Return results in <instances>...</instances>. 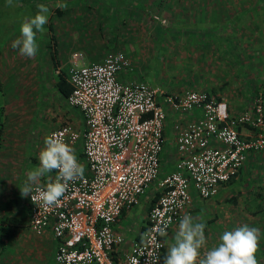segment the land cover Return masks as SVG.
Masks as SVG:
<instances>
[{
  "label": "built area",
  "instance_id": "obj_1",
  "mask_svg": "<svg viewBox=\"0 0 264 264\" xmlns=\"http://www.w3.org/2000/svg\"><path fill=\"white\" fill-rule=\"evenodd\" d=\"M128 68L120 50L96 60L73 52L64 66L70 85L65 101L79 110L83 122L78 129L61 121L47 136H62L85 172L69 183L55 205L35 204L27 196L29 229L36 235L50 230L56 239L55 264H148L149 257L160 261V230L167 232L178 220L191 202V190L199 198L211 197L249 154L258 153L264 162L260 90L244 109L231 113L224 100L206 90L172 93L134 77L121 78ZM173 112L189 116L173 123L177 156L172 168L159 175L163 123ZM56 175L48 173L41 183ZM262 178L264 184V165ZM153 182L158 198L138 239L123 249L114 220L137 204Z\"/></svg>",
  "mask_w": 264,
  "mask_h": 264
},
{
  "label": "rangeland",
  "instance_id": "obj_2",
  "mask_svg": "<svg viewBox=\"0 0 264 264\" xmlns=\"http://www.w3.org/2000/svg\"><path fill=\"white\" fill-rule=\"evenodd\" d=\"M35 1L13 0L9 6L7 0H0V181L7 183L9 195L21 194L19 187L25 184L27 172L39 166L30 159L39 160L49 130L64 120L75 126L77 110L54 85V68H64L73 52L98 59L120 50L129 66L122 74L172 93L206 90L224 100L231 113L247 106L255 93L253 87H261L264 93L263 0H122L119 11L113 9L114 0L109 3L111 10L103 1L81 0L71 5L61 0ZM41 3L49 8L48 22L37 33L36 55L25 57L12 48V42L20 35L23 19L34 16ZM55 8L63 12L55 14ZM52 39L58 48L54 64L49 53ZM98 51L96 56L84 53ZM0 187L4 190V185ZM3 190L0 216L10 206ZM155 190L153 182L142 202H148ZM201 199L205 202L211 197ZM206 210L192 214L200 218L195 222L211 223ZM131 225L117 233L132 237ZM14 234L0 233V244L7 237L16 243ZM20 235L18 256H25L23 262L29 259L26 264H41L42 251L34 247V239L26 232ZM32 235L38 240L39 235ZM12 244L7 250H12ZM28 248L29 257L25 255ZM45 252L42 262L48 263V248Z\"/></svg>",
  "mask_w": 264,
  "mask_h": 264
},
{
  "label": "crops",
  "instance_id": "obj_3",
  "mask_svg": "<svg viewBox=\"0 0 264 264\" xmlns=\"http://www.w3.org/2000/svg\"><path fill=\"white\" fill-rule=\"evenodd\" d=\"M53 40L54 39H52L53 46L51 47V51L49 53L51 54V57H53L52 63L54 64L55 58H57L56 56L58 54V48L55 45L56 42H54ZM84 53L93 56L100 54L99 51L93 54L90 52ZM100 57H98V59ZM120 77L123 79H125L126 77L129 78V76H127L126 74H120ZM260 89L262 91L261 87H253V90H255V92L256 90ZM77 114V117L72 116V122H74L76 128L81 129V125L83 122L82 115L79 110H77ZM187 116L189 115L187 114L183 117L188 118ZM72 117H70V120H72ZM178 119H182V116H178L175 112L167 113L165 117L162 128V149L159 154V175L169 171L172 168L173 163L176 159L177 151L175 149L173 141L174 131L172 125ZM35 158L36 157L30 159V162L32 164H37V161L39 163V160ZM263 165V159L260 158L258 153L249 154L245 162L236 170L235 174L228 181L221 183L218 187L216 194L211 196V199L208 201H200L202 199L197 197L194 194L193 190H191L190 204L183 210L178 220L175 221L169 227L166 232V235L163 236V247L165 253H167L170 243L173 242V237L176 231L178 230L179 221L184 215L187 214L192 216L195 222L196 220H200L198 216L195 217L194 215H192L195 211H205L209 207H215L214 209L216 211H210L209 209L206 210V213L209 217L208 219L211 223L206 224L205 236L207 243L205 247L201 249V256L203 255L204 251H207L208 249L219 243V238L225 231H233L238 227L248 225L250 227H255L260 230L259 248L256 253V259L258 260V264H264V184L262 178ZM46 176L41 180V182L46 179ZM0 184L4 185V190L0 187V191L3 190V193L6 195V200L9 199V201L6 202L10 204V206H8L9 209L7 213L23 218H25V216L23 215L25 213L27 218V196L22 197L21 194H18L17 192V195H9L7 192V183H5L4 181H0ZM144 193L140 196V199L137 204L130 208L123 209V212L119 213L112 225L115 232L123 233L125 225L132 223V225L130 226L133 229L132 237H126V235L123 234L124 238L120 244V247L123 246V249H128L131 245V242L137 240L142 230L144 229L146 213L148 211L147 206L149 204V200L146 203L142 202V198L145 197ZM229 202L231 203L230 205H228ZM2 206H4L3 202L0 207ZM0 228L1 234L5 230H7V232H15L14 236L17 238L16 243H14V238L11 240V242L9 241L8 237L6 239L3 238V243L0 244V264H14L15 262L17 264H26L30 262L29 259L26 262H23L24 260H26L23 259L25 258V256H23V258H20L21 254L20 257L18 256V251L21 250L22 243V241H20V238L22 239L20 232H26V235L28 237L33 238V243L35 244L34 247L36 248L37 245L39 252L42 251V259L40 261L41 264H54L52 254L53 247H55L56 245V239L52 236L49 229L45 230L42 234H40L38 240H36L35 237L32 235L33 232L29 229L28 223H26L22 227L0 224ZM9 244H12L11 251L7 250V245ZM22 246L27 247L26 245ZM47 248L48 252H50V254L48 253L50 261L48 263H45L42 262V260L45 258L43 256H45V254L47 253L45 252ZM28 250L29 251L25 255L30 254V248H28ZM27 257H29V255ZM34 263L35 262L33 261L32 264Z\"/></svg>",
  "mask_w": 264,
  "mask_h": 264
},
{
  "label": "clouds",
  "instance_id": "obj_4",
  "mask_svg": "<svg viewBox=\"0 0 264 264\" xmlns=\"http://www.w3.org/2000/svg\"><path fill=\"white\" fill-rule=\"evenodd\" d=\"M13 6V0H7ZM63 7V5H60ZM34 16L26 17L20 24V35L12 42V48L18 49L25 57H34L38 51L37 33L44 31L48 22L49 8L41 3ZM55 171L53 179L46 183L41 180L46 174ZM85 168L78 162L73 148L62 136L52 133L44 140V147L39 152V166L27 172V180L20 188L21 196H31L33 203L52 206L59 202L69 187V183L83 177ZM35 194H32V193ZM206 223L194 222L190 215H184L178 224L173 242L163 259V264H258L256 253L259 248L260 230L243 225L233 231H225L219 243L203 252L207 243ZM160 235H166L161 229ZM150 233H145L148 236ZM143 238V237H142ZM138 264V262H137ZM148 264H159V259L149 257Z\"/></svg>",
  "mask_w": 264,
  "mask_h": 264
},
{
  "label": "trees",
  "instance_id": "obj_5",
  "mask_svg": "<svg viewBox=\"0 0 264 264\" xmlns=\"http://www.w3.org/2000/svg\"><path fill=\"white\" fill-rule=\"evenodd\" d=\"M37 1V0H36ZM35 1V2H36ZM64 3H69L71 5V3H73L74 1L77 2H81V0H61ZM93 1H103L105 2L106 6L108 5L107 9L111 10L112 6H109V3L112 2V0H93ZM117 4L115 6V8L113 9H117V11H119V7L121 5V1L122 0H114ZM264 1V0H263ZM262 1V2H263ZM40 2H48V0H40ZM37 3V2H36ZM103 7V6H102ZM134 8H132L133 10ZM69 10V9H68ZM63 11L61 9L55 8V14H61ZM141 12V9H140ZM102 30V29H101ZM206 32V31H205ZM53 58V57H52ZM54 85L56 87V90L61 94L62 97H65L68 92L70 91V85L67 82V80L64 78V68L60 69H56L54 68ZM0 130H1V126H0ZM148 190V189H147ZM146 190V191H147ZM145 191V192H146ZM159 190L156 189L152 195L149 198V204L147 206V210L154 204V202L157 200L158 195H159ZM123 212V210L121 211ZM120 212V213H121ZM27 223L26 219L23 217H18L15 216L13 214H4L2 216H0V224H4V225H10V226H24ZM6 231V230H5ZM162 240H163V236H162ZM166 253L164 250V247L162 246V250H161V257H160V261L159 264H163V259L165 257Z\"/></svg>",
  "mask_w": 264,
  "mask_h": 264
}]
</instances>
